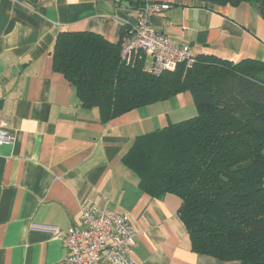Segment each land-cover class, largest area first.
<instances>
[{"label": "crops", "instance_id": "obj_1", "mask_svg": "<svg viewBox=\"0 0 264 264\" xmlns=\"http://www.w3.org/2000/svg\"><path fill=\"white\" fill-rule=\"evenodd\" d=\"M143 1L0 0V117L12 137L0 145V264H64L65 248L50 228L79 225L84 206L129 216L136 264H239L193 252L178 215L180 198L146 194L121 160L136 136L190 107L191 94L103 123L98 108L82 106L75 88L53 70L59 32L89 31L118 42L142 6L134 4ZM153 1L169 8L152 16L150 26L196 55L264 61V20L255 5ZM143 61L152 62L146 55Z\"/></svg>", "mask_w": 264, "mask_h": 264}, {"label": "trees", "instance_id": "obj_2", "mask_svg": "<svg viewBox=\"0 0 264 264\" xmlns=\"http://www.w3.org/2000/svg\"><path fill=\"white\" fill-rule=\"evenodd\" d=\"M203 1L249 2L264 20V0ZM121 42L61 31L53 44V70L75 88L82 106L98 108L103 123L189 92L196 115L136 136L122 163L146 194L180 198L178 215L193 252L264 264V61L203 54L190 68L180 64L156 76L144 71L141 52L123 63Z\"/></svg>", "mask_w": 264, "mask_h": 264}, {"label": "built area", "instance_id": "obj_3", "mask_svg": "<svg viewBox=\"0 0 264 264\" xmlns=\"http://www.w3.org/2000/svg\"><path fill=\"white\" fill-rule=\"evenodd\" d=\"M169 8V4L144 0L121 42L120 60L128 64L137 52L152 60L144 71L160 75L173 71L176 65L190 68L197 55L187 44H177L150 26V18ZM1 86V85H0ZM8 124L0 117V145L10 143ZM65 248L64 264H136L132 252L136 246V229L126 214L106 207L84 206L80 224L64 232L50 228Z\"/></svg>", "mask_w": 264, "mask_h": 264}, {"label": "rangeland", "instance_id": "obj_4", "mask_svg": "<svg viewBox=\"0 0 264 264\" xmlns=\"http://www.w3.org/2000/svg\"><path fill=\"white\" fill-rule=\"evenodd\" d=\"M179 65L175 66V69L178 68ZM174 69V70H175ZM176 106L175 103H173L172 108H174ZM197 113V110L194 106V103H192V105L189 107V105L184 109V110H180V109H175V111H173L170 115L169 118L173 121H178L175 119H188L190 117L195 116ZM172 121V122H173ZM182 121V120H181ZM264 183V182H263Z\"/></svg>", "mask_w": 264, "mask_h": 264}]
</instances>
